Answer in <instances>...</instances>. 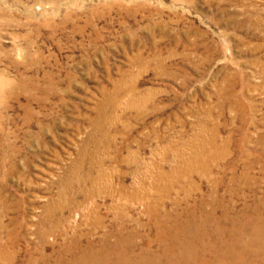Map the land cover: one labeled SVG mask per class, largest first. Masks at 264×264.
<instances>
[{"label":"rangeland","instance_id":"1","mask_svg":"<svg viewBox=\"0 0 264 264\" xmlns=\"http://www.w3.org/2000/svg\"><path fill=\"white\" fill-rule=\"evenodd\" d=\"M122 187L264 213V0H0V264L153 237Z\"/></svg>","mask_w":264,"mask_h":264},{"label":"bare ground","instance_id":"2","mask_svg":"<svg viewBox=\"0 0 264 264\" xmlns=\"http://www.w3.org/2000/svg\"><path fill=\"white\" fill-rule=\"evenodd\" d=\"M160 191L164 194L167 190ZM119 195L121 200L144 205L145 215L152 225L150 231L154 232L153 237L142 234V224L128 229L127 216L121 213L115 218L110 230L98 240L90 236L84 243L82 239L74 238L57 253L55 262H51L50 257L44 253L38 262L264 264V213L261 201L255 208L246 206L244 211L233 213L234 216L229 213L232 209L230 207H224L219 214L215 205L220 204L215 197L209 204L203 198L193 207L187 208L184 213L165 211L160 214L159 209L165 204L163 198L157 201L151 200L148 195L141 197L135 189L133 193L128 194L124 187L120 189ZM104 223L102 218L97 217L94 222L98 228H103ZM42 238L45 241L46 235H42ZM31 264L36 263L32 261Z\"/></svg>","mask_w":264,"mask_h":264}]
</instances>
